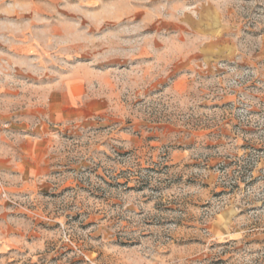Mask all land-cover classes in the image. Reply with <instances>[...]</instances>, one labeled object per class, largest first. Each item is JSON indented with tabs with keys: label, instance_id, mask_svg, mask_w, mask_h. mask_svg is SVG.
Segmentation results:
<instances>
[{
	"label": "rangeland",
	"instance_id": "rangeland-1",
	"mask_svg": "<svg viewBox=\"0 0 264 264\" xmlns=\"http://www.w3.org/2000/svg\"><path fill=\"white\" fill-rule=\"evenodd\" d=\"M0 264H264V0H0Z\"/></svg>",
	"mask_w": 264,
	"mask_h": 264
}]
</instances>
